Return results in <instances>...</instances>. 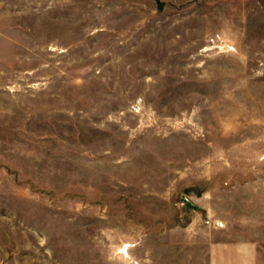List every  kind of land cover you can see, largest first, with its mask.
<instances>
[{"label": "rangeland", "instance_id": "obj_1", "mask_svg": "<svg viewBox=\"0 0 264 264\" xmlns=\"http://www.w3.org/2000/svg\"><path fill=\"white\" fill-rule=\"evenodd\" d=\"M0 264H264V0H0Z\"/></svg>", "mask_w": 264, "mask_h": 264}]
</instances>
